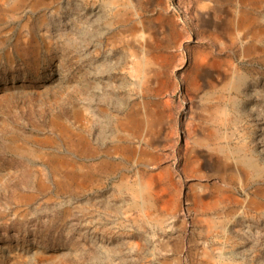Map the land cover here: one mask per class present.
<instances>
[{
  "label": "rangeland",
  "instance_id": "obj_1",
  "mask_svg": "<svg viewBox=\"0 0 264 264\" xmlns=\"http://www.w3.org/2000/svg\"><path fill=\"white\" fill-rule=\"evenodd\" d=\"M0 264H264V0H0Z\"/></svg>",
  "mask_w": 264,
  "mask_h": 264
}]
</instances>
